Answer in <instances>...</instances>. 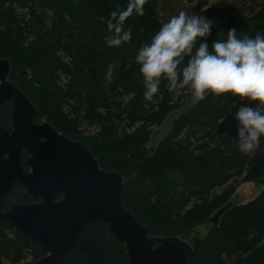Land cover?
Here are the masks:
<instances>
[{
	"label": "trees",
	"instance_id": "1",
	"mask_svg": "<svg viewBox=\"0 0 264 264\" xmlns=\"http://www.w3.org/2000/svg\"><path fill=\"white\" fill-rule=\"evenodd\" d=\"M127 0H0V58L12 67L10 81L37 108L35 122H49L80 142L100 168L121 174L123 206L149 229L150 237H183L211 225L196 237L189 264H264V189L246 204H231L239 184L264 179V139L255 154H242L238 140L220 135V121L233 97L208 95L182 112L153 149L152 131L191 99L185 89L160 91L145 107L144 87L135 63L143 43L164 23L152 0L143 16H131L132 39L119 48L105 44L107 20ZM238 35H264V0H240L213 26L208 44ZM186 63V60H185ZM113 65L111 82L106 70ZM179 71V69H178ZM10 103L0 106V123L12 130ZM23 151V166L27 171ZM31 197L16 184L0 211ZM229 208L211 219L224 207ZM47 255L18 230L0 222V264H35ZM61 264H129L124 244L107 225L82 228L80 240Z\"/></svg>",
	"mask_w": 264,
	"mask_h": 264
},
{
	"label": "water",
	"instance_id": "2",
	"mask_svg": "<svg viewBox=\"0 0 264 264\" xmlns=\"http://www.w3.org/2000/svg\"><path fill=\"white\" fill-rule=\"evenodd\" d=\"M11 73L9 60L0 58V106L10 103L12 124L10 132L0 123V202L16 184L25 188L31 202H11L8 210L0 211V222L47 253L35 264H61L78 244L82 228L97 222L125 245L129 264H189L194 252L190 244L179 237H150L149 229L123 206L121 174L100 168L84 145L49 122H35L37 108L10 81ZM241 106L231 105L218 125L220 135L237 139L233 115ZM24 150L29 172L22 163ZM228 208L211 221L217 223Z\"/></svg>",
	"mask_w": 264,
	"mask_h": 264
},
{
	"label": "clouds",
	"instance_id": "3",
	"mask_svg": "<svg viewBox=\"0 0 264 264\" xmlns=\"http://www.w3.org/2000/svg\"><path fill=\"white\" fill-rule=\"evenodd\" d=\"M147 0H127L126 7L113 10L107 20L108 48H119L132 39L126 21L133 15L143 16ZM201 13L215 5V0H196ZM214 21L205 15L179 11L164 22L150 41L143 43L135 55L144 87L145 107L160 91L162 80L168 90L187 88L194 104L206 96L230 94L233 105L241 104L233 115L238 149L253 155L264 139V35L240 36L230 28L224 38H208ZM186 60V63H185ZM109 65L105 79L113 78ZM179 69V71H178Z\"/></svg>",
	"mask_w": 264,
	"mask_h": 264
},
{
	"label": "rangeland",
	"instance_id": "4",
	"mask_svg": "<svg viewBox=\"0 0 264 264\" xmlns=\"http://www.w3.org/2000/svg\"><path fill=\"white\" fill-rule=\"evenodd\" d=\"M239 1L240 0H215V5L205 13H201V7L203 5H196V0L191 3H188L185 0H152V4L163 22H166L172 15H175L179 11L183 10L189 14L197 13L205 15L206 17L213 20L215 25L224 19ZM192 105H194L192 100H186L179 111L169 115L161 126L155 127L152 131L148 147L151 149L155 148L158 142L169 132L173 121L182 112L188 110ZM263 189L264 179H262L260 182L241 183L239 184L235 194L232 196L230 203L236 205L246 204L249 201L255 199L263 191ZM210 227L211 225L197 228L188 235L181 237V239L184 242L192 245L195 238L205 236Z\"/></svg>",
	"mask_w": 264,
	"mask_h": 264
},
{
	"label": "flooded vegetation",
	"instance_id": "5",
	"mask_svg": "<svg viewBox=\"0 0 264 264\" xmlns=\"http://www.w3.org/2000/svg\"><path fill=\"white\" fill-rule=\"evenodd\" d=\"M12 131V130H11ZM10 131V132H11ZM25 151V150H24ZM27 153V152H26ZM29 157V155H28V153H27V157L26 158H24V163H25V161H26V159ZM22 161H23V155H22ZM25 166H26V164H25ZM26 168H27V166H26ZM26 171V170H25ZM26 172H29V169L27 168V171ZM37 203H40L41 201L38 199L37 201H36Z\"/></svg>",
	"mask_w": 264,
	"mask_h": 264
}]
</instances>
